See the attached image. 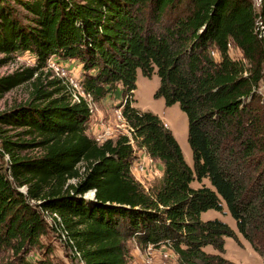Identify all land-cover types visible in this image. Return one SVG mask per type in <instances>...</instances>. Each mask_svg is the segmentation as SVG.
<instances>
[{"label": "trees", "instance_id": "16d2710c", "mask_svg": "<svg viewBox=\"0 0 264 264\" xmlns=\"http://www.w3.org/2000/svg\"><path fill=\"white\" fill-rule=\"evenodd\" d=\"M259 15L264 6L258 13L252 0H0V67L18 53L37 61L0 79L1 98L27 83L33 88L28 103L0 114V264H53L42 239L51 234L58 242L62 232L84 264H128V240L167 246L182 264H235L223 257L234 230L202 220L226 210L264 259ZM232 46L244 60L231 56ZM50 58L79 62L82 86L95 100H127L122 113L136 147L161 164L151 192L132 174L129 137L98 144L88 134V106L72 104L62 81L43 80ZM138 71L157 74L155 98L187 115L193 168L163 120L134 106ZM43 210L59 214L60 229L50 228ZM35 249H45L44 258L27 259Z\"/></svg>", "mask_w": 264, "mask_h": 264}, {"label": "rangeland", "instance_id": "374dc122", "mask_svg": "<svg viewBox=\"0 0 264 264\" xmlns=\"http://www.w3.org/2000/svg\"><path fill=\"white\" fill-rule=\"evenodd\" d=\"M80 1V0H77ZM253 4H254V0ZM231 56L236 60H244L243 55L239 49L232 46ZM5 58L4 54H0V61ZM54 63V64H53ZM37 64L36 58L30 53H18L13 55L11 62L0 67V79L10 76L16 72H19L25 68L35 67ZM56 65L64 69L62 77H58L50 67V65ZM44 71L45 77L44 81L48 80H60L67 82L69 84L73 80L74 84H77L80 88L82 86V76L83 67L82 65L75 61H63L58 58H50L46 67L42 69ZM65 75V76H64ZM160 87V79L157 74H154L152 78L145 77L142 71H138L136 90L132 96L133 104L136 108L152 112L158 115L164 122V124L173 133V136L180 145L182 152L188 165L194 167L193 151L189 144V121L187 115L181 110L180 106H167L163 98L157 99L155 95ZM74 88V87H73ZM32 85L27 83L17 87L11 92L7 93L2 98L0 97V114L11 110L13 107L18 105H23L31 100L32 96ZM93 98V97H92ZM94 106L95 110L91 115L90 126L88 134L94 139L97 134L102 133V131L107 127H113V136L111 139L118 138L124 133V128L121 127L120 121L117 118V111L122 109V100H117L113 95L101 100H95ZM132 104V105H133ZM118 123V124H117ZM7 130L9 128H3ZM9 134L14 135L15 132L11 131ZM36 155V152H32ZM147 154L144 150H138L135 147V158L133 162L134 165H138L140 162H144ZM9 156L6 155L5 163L9 162ZM146 162V161H145ZM2 163V162H1ZM0 163V164H1ZM132 171V172H133ZM81 172H84V168L81 167ZM133 174V173H132ZM161 164L154 160L152 167H147L146 173L134 176L135 180L138 182V178H141V186L146 190V192H151L155 188L162 178ZM76 181H71L75 183ZM194 187H199L198 183H194ZM90 196V194H89ZM202 220L214 221L219 220L230 226L234 230L236 237L225 238V253L223 257L235 264H264V259L254 250L252 245L247 241L242 234L239 233L236 221L226 210L225 213H220L217 211H209L202 215ZM48 223V222H47ZM50 228L54 231V226L50 225ZM57 242L53 235H45L42 239L43 244L46 247H51L53 250L50 254V260L53 264H80L75 261L71 251H68L67 245L61 241ZM128 251V264H182L181 259L175 252L167 247L162 246L161 248H141L135 240H128L126 243ZM207 252L217 254V252L212 248L208 247ZM45 249H35L26 255L27 259L44 258ZM71 253V258H68V254ZM13 253L11 251L4 253L5 263L10 262ZM11 260L13 263L18 261Z\"/></svg>", "mask_w": 264, "mask_h": 264}, {"label": "built area", "instance_id": "2783aa9c", "mask_svg": "<svg viewBox=\"0 0 264 264\" xmlns=\"http://www.w3.org/2000/svg\"><path fill=\"white\" fill-rule=\"evenodd\" d=\"M263 6H264L263 0H254V7L258 13H260ZM255 31H256L258 38L264 42V19L260 15L256 18ZM53 64L50 65V67L52 68L53 72L58 77L61 78L62 77L61 74L65 72L64 69H62L56 65H53ZM63 83L68 87L71 103L72 104H81L82 102H84L88 106V108L90 110V114L92 115V113L95 110L93 95L86 92L84 90L83 86L80 85V88H79V86L77 84H74L73 80L70 81L71 84L67 83L66 81ZM134 93H135V91H133V94ZM261 93L264 97V82H263L262 87H261ZM126 103H127V100H124L123 105H125ZM117 118L120 121V124H121L120 126L124 128V130H123L124 133L121 135L129 137L130 144L132 146H134V149H135V147H136L135 140H134L135 130L131 127V125L124 118L123 113H122V109L117 111ZM113 132H114L113 127H107L102 131V133L97 134V136L94 137V140L100 145L104 144L106 141H108L112 138V136L114 135ZM153 164H154V159L147 156L144 159V162H140L138 165L137 164L134 165V171L132 169V171H133L132 173L134 176H137V173H138V176L145 174L147 167H152ZM138 182L142 183L140 177L138 178ZM21 190L24 193L26 192V188H23ZM89 194L93 195V194H95V191H91ZM42 214H43L44 219L50 225L60 229V227L62 226V219L58 213H56L54 211H50V210H43ZM61 241L64 242L65 244L69 243V237L64 232H62ZM72 256H73L75 261L79 262L80 264H84L83 259H82V254L77 249H74L72 251Z\"/></svg>", "mask_w": 264, "mask_h": 264}, {"label": "water", "instance_id": "95a60500", "mask_svg": "<svg viewBox=\"0 0 264 264\" xmlns=\"http://www.w3.org/2000/svg\"><path fill=\"white\" fill-rule=\"evenodd\" d=\"M95 194L91 195L92 197H94Z\"/></svg>", "mask_w": 264, "mask_h": 264}, {"label": "crops", "instance_id": "0c3cea01", "mask_svg": "<svg viewBox=\"0 0 264 264\" xmlns=\"http://www.w3.org/2000/svg\"><path fill=\"white\" fill-rule=\"evenodd\" d=\"M143 111V110H142Z\"/></svg>", "mask_w": 264, "mask_h": 264}]
</instances>
